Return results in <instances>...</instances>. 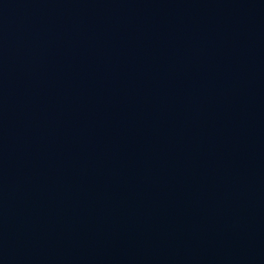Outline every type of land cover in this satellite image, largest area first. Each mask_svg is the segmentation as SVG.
Listing matches in <instances>:
<instances>
[{
  "label": "water",
  "instance_id": "95a60500",
  "mask_svg": "<svg viewBox=\"0 0 264 264\" xmlns=\"http://www.w3.org/2000/svg\"><path fill=\"white\" fill-rule=\"evenodd\" d=\"M0 264H264V0H0Z\"/></svg>",
  "mask_w": 264,
  "mask_h": 264
}]
</instances>
